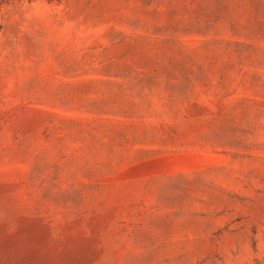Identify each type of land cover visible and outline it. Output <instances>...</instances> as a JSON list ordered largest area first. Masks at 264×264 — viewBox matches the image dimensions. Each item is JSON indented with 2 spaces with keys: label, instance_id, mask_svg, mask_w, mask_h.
Masks as SVG:
<instances>
[{
  "label": "rangeland",
  "instance_id": "obj_1",
  "mask_svg": "<svg viewBox=\"0 0 264 264\" xmlns=\"http://www.w3.org/2000/svg\"><path fill=\"white\" fill-rule=\"evenodd\" d=\"M0 264H264V0H0Z\"/></svg>",
  "mask_w": 264,
  "mask_h": 264
}]
</instances>
